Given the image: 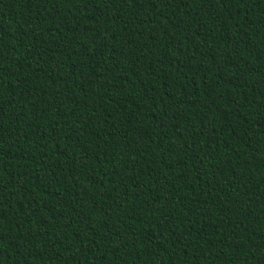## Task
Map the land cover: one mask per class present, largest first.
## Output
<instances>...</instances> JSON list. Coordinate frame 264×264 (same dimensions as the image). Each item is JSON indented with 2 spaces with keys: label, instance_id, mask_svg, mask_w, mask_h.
<instances>
[{
  "label": "trees",
  "instance_id": "1",
  "mask_svg": "<svg viewBox=\"0 0 264 264\" xmlns=\"http://www.w3.org/2000/svg\"><path fill=\"white\" fill-rule=\"evenodd\" d=\"M0 264H264V0H0Z\"/></svg>",
  "mask_w": 264,
  "mask_h": 264
}]
</instances>
